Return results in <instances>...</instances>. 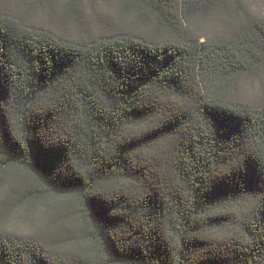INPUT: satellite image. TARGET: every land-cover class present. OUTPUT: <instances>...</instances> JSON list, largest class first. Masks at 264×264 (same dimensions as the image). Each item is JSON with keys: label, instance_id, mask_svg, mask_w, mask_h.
I'll return each instance as SVG.
<instances>
[{"label": "trees", "instance_id": "1", "mask_svg": "<svg viewBox=\"0 0 264 264\" xmlns=\"http://www.w3.org/2000/svg\"><path fill=\"white\" fill-rule=\"evenodd\" d=\"M0 264H264V12L0 0Z\"/></svg>", "mask_w": 264, "mask_h": 264}, {"label": "rangeland", "instance_id": "2", "mask_svg": "<svg viewBox=\"0 0 264 264\" xmlns=\"http://www.w3.org/2000/svg\"><path fill=\"white\" fill-rule=\"evenodd\" d=\"M252 4L253 8L264 12V0H249ZM258 83H254V85H246V92L248 95L258 94L261 89L258 88Z\"/></svg>", "mask_w": 264, "mask_h": 264}]
</instances>
